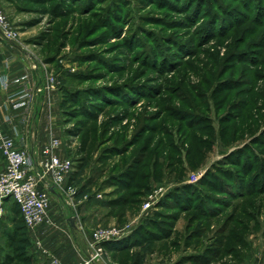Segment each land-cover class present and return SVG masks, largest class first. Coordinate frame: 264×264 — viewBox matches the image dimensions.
Listing matches in <instances>:
<instances>
[{
  "label": "rangeland",
  "instance_id": "obj_1",
  "mask_svg": "<svg viewBox=\"0 0 264 264\" xmlns=\"http://www.w3.org/2000/svg\"><path fill=\"white\" fill-rule=\"evenodd\" d=\"M0 9L41 82L55 79L73 163L60 211L120 229L118 264H264V0ZM24 229L5 205L0 264L31 257Z\"/></svg>",
  "mask_w": 264,
  "mask_h": 264
},
{
  "label": "built area",
  "instance_id": "obj_2",
  "mask_svg": "<svg viewBox=\"0 0 264 264\" xmlns=\"http://www.w3.org/2000/svg\"><path fill=\"white\" fill-rule=\"evenodd\" d=\"M0 38L17 45L15 32L11 30L6 17L0 9ZM36 68V66H35ZM37 84L33 74L27 71L18 77L0 75L2 88L15 86L17 93L11 101L12 106L22 105L16 113L5 119L9 131L0 129V155L5 166L0 172V216L6 201L11 200L19 209L25 226L32 230L41 225H52L53 220L48 214L53 196H58L68 203L67 196L73 193L72 187L67 185V179L73 169L69 158L61 157L58 153L62 147L59 137L52 135L35 157L18 147V129L16 123L27 124L31 115V103L36 96L44 91H54L56 88L53 76ZM50 122V121H49ZM54 188V192L50 188ZM150 206L146 203L145 209ZM124 236V233L115 227L98 226L92 232L88 242L86 255L77 264H97L106 258L104 243L114 241ZM36 247L42 254L49 257L51 264H60L59 260L50 255L40 240L35 241Z\"/></svg>",
  "mask_w": 264,
  "mask_h": 264
},
{
  "label": "crops",
  "instance_id": "obj_3",
  "mask_svg": "<svg viewBox=\"0 0 264 264\" xmlns=\"http://www.w3.org/2000/svg\"><path fill=\"white\" fill-rule=\"evenodd\" d=\"M27 71L33 74V78L37 84L41 82L40 72L38 68H35L29 51L20 49L18 45L0 38V75L12 78L21 76ZM16 93L17 88L15 86L2 88L0 85V129L5 133L10 132L8 126L5 124L6 117L16 113L22 107V105H11V101L15 98ZM54 93V91H44L40 96H36L35 100L31 103V115L28 123H16L19 133L16 139L17 145L31 157H35V152H39L52 135L60 137V128L56 117L59 98ZM58 153L61 157L67 158L62 147ZM4 166V160L0 155V172L4 169ZM53 197L60 199V197L55 195ZM8 204L14 205L11 200H8L4 206ZM60 210L61 208L57 207L55 202L54 204L52 202L48 214L53 220V224L41 225L32 230L25 227L24 230H26L25 232L30 242L33 241L35 244L36 240H40L43 247L50 255L56 257L60 264H77L86 255L87 245L95 226L92 228V224H89L90 220L87 215L80 214L76 218V227L73 229L68 223L69 216H72V214L65 215L66 213ZM36 248L34 247V250L31 252L30 264H51L49 257L42 254L40 249L37 248L38 250H36ZM115 254V250H106L105 260L97 264H118Z\"/></svg>",
  "mask_w": 264,
  "mask_h": 264
},
{
  "label": "trees",
  "instance_id": "obj_4",
  "mask_svg": "<svg viewBox=\"0 0 264 264\" xmlns=\"http://www.w3.org/2000/svg\"><path fill=\"white\" fill-rule=\"evenodd\" d=\"M15 205V204H14ZM16 206V205H15ZM17 207V206H16ZM18 209V207H17ZM19 211V209H18ZM20 213V211H19ZM20 218H21V222L23 223V227H26L24 222H23V219L20 215ZM26 240H28V238H25ZM125 241H123L122 239L116 241H107L105 242L103 245H104V248L105 250H115V251H118V250H122V249H125V246L124 245H119V243H124ZM22 254H19L18 256H20V261L22 262V264H30V260H31V257L27 254V251H23L22 250Z\"/></svg>",
  "mask_w": 264,
  "mask_h": 264
},
{
  "label": "water",
  "instance_id": "obj_5",
  "mask_svg": "<svg viewBox=\"0 0 264 264\" xmlns=\"http://www.w3.org/2000/svg\"><path fill=\"white\" fill-rule=\"evenodd\" d=\"M50 191L53 193L54 192V188L53 187H51L50 188ZM75 222H76V217H70L69 219H68V223H69V226L71 227V228H73V229H75Z\"/></svg>",
  "mask_w": 264,
  "mask_h": 264
}]
</instances>
